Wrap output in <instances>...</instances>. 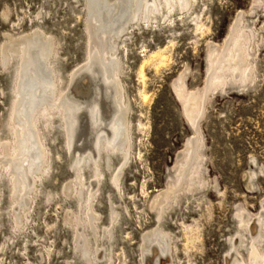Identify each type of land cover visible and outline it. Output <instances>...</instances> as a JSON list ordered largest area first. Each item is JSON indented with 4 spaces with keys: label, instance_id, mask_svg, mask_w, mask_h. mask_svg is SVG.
<instances>
[{
    "label": "rangeland",
    "instance_id": "1",
    "mask_svg": "<svg viewBox=\"0 0 264 264\" xmlns=\"http://www.w3.org/2000/svg\"><path fill=\"white\" fill-rule=\"evenodd\" d=\"M254 1L197 0L187 13L199 15L200 28L187 19L189 15L172 12V28L161 22L156 29L146 25L134 29L124 53L119 51L123 67L118 78L129 102L132 153L121 167L119 185L107 178L97 185V225L112 228L110 260L103 264H143V235L156 226L170 234L174 264H239L227 257L234 244H238L240 262L250 264L248 252L240 248L242 243L251 246L240 217L254 218L252 224H256L262 216L264 222V0H257L258 6ZM84 2L0 0V52L8 39L14 41L39 27L61 43L58 55L63 79L59 84L64 88L68 76L86 58ZM237 15L243 21L238 31L246 30V48H255L248 60L253 77L239 82L222 72L221 83L206 99L202 115L197 112L189 119L176 90L182 84L186 96L203 89L209 48L222 44ZM159 50L165 60L160 65L156 58L148 61ZM11 72L9 64L6 69L0 65V141L8 143L11 138L5 123L13 97ZM92 89H87V99ZM106 100H99L100 108ZM55 134L49 148L52 154L60 153V160L53 159L52 172L43 180L44 193L34 198L25 225L9 219V187L1 188L0 264H86L75 249V222L63 220L68 211L76 215L80 210L74 196L64 192L74 174L61 137ZM193 138L199 141L195 146L197 177L191 176L176 195L164 200L163 192L177 182ZM111 207L117 212L114 220ZM257 242L261 253L264 229Z\"/></svg>",
    "mask_w": 264,
    "mask_h": 264
},
{
    "label": "bare ground",
    "instance_id": "2",
    "mask_svg": "<svg viewBox=\"0 0 264 264\" xmlns=\"http://www.w3.org/2000/svg\"><path fill=\"white\" fill-rule=\"evenodd\" d=\"M196 1L85 0L86 58L68 76L64 88L59 84V80L63 79V65L58 55L61 43L53 36H47L44 30L35 26L31 32L20 34L14 41L12 38L5 41L0 52V65L3 69L10 65L14 81L12 103L5 123L9 128L11 142H5L6 139L0 141V194L2 186L9 187L12 201L8 217L16 225H25L34 198L44 193L43 180L52 172L51 163H55L53 159L60 160V153L55 150L52 154L49 148V144L55 142V133L58 132L62 149L69 154L68 167L74 174L64 192L68 197L70 194L74 196L80 210L76 215L68 211L63 220L67 223L75 222L72 234L81 263H109L112 228L97 225L99 215L94 207L98 200L97 185L105 182L104 178L119 185L121 167L132 153L129 151L131 125L127 119L130 109L118 78L123 65L118 53L124 51L134 29H143L144 25L156 29L161 22L170 27V15L174 12L177 16L189 15L188 9ZM254 4L258 6L260 2L255 0ZM76 14L80 15V11ZM198 16L190 14L187 17L196 28H200ZM240 16L230 25L222 44L209 48L208 79L203 89L190 91L186 96H183L180 89L182 84L176 90L186 104L185 113L189 119H193L192 115L197 112L199 116L202 115L206 99L221 83L222 72L232 75L239 82L243 78L250 80L253 77L248 60L251 50L255 53V48L253 45L245 46L246 30L241 27L238 31L243 22ZM163 53L160 50L153 52L148 61L156 58L160 65L165 60ZM90 87L93 91L90 99H87L86 93ZM106 98L108 100L103 101L104 105L100 108L99 100ZM198 142L197 139L188 142L186 148L189 154H185V163L178 169L177 182L163 192L164 200L176 195L190 181L191 176L197 177L196 159L199 154L195 146ZM111 212V219L114 220L117 212L112 207ZM261 217L255 220L257 225L252 224L254 218L240 217L241 226L247 229L251 239L250 247L242 243L240 248L248 252L250 264H264V251L260 249L263 253H259L260 245L257 242L264 229ZM255 227L258 228L256 235ZM170 240L169 232H164L159 226L146 231L140 245L143 264H174ZM90 241L96 244H92L93 249ZM166 256L168 260H165ZM227 257L231 263L237 261L245 264L240 262L238 244L233 245Z\"/></svg>",
    "mask_w": 264,
    "mask_h": 264
}]
</instances>
